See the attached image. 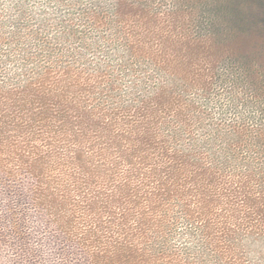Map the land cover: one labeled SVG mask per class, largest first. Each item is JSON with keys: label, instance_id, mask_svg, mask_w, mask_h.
I'll use <instances>...</instances> for the list:
<instances>
[{"label": "clouds", "instance_id": "clouds-1", "mask_svg": "<svg viewBox=\"0 0 264 264\" xmlns=\"http://www.w3.org/2000/svg\"><path fill=\"white\" fill-rule=\"evenodd\" d=\"M206 0H0V264H264V64Z\"/></svg>", "mask_w": 264, "mask_h": 264}, {"label": "rangeland", "instance_id": "rangeland-1", "mask_svg": "<svg viewBox=\"0 0 264 264\" xmlns=\"http://www.w3.org/2000/svg\"><path fill=\"white\" fill-rule=\"evenodd\" d=\"M256 0H239L234 4L230 0H223V25L227 28V35L223 44V53L226 58L231 59L235 64L246 65L250 62L264 64V19L257 22L255 37L249 39L246 44L244 31H230L233 17L230 15L231 8L234 7L235 13H245L246 7L255 3ZM234 22V21H233ZM254 43L251 51L248 48ZM257 95L264 96V81H253Z\"/></svg>", "mask_w": 264, "mask_h": 264}, {"label": "trees", "instance_id": "trees-1", "mask_svg": "<svg viewBox=\"0 0 264 264\" xmlns=\"http://www.w3.org/2000/svg\"><path fill=\"white\" fill-rule=\"evenodd\" d=\"M239 0H230L231 4H234ZM207 5L215 10L219 16L222 18L223 24V0H206ZM230 15L233 17L232 26L230 27V31L234 32H243V36L246 37V44L249 39L255 37L256 33V25L257 22L264 19V0H256L255 3L246 7L245 13L241 14L235 13V8L230 7ZM263 44L264 42L261 41ZM255 44L252 43L248 50L251 51V48H254ZM223 52V48H222Z\"/></svg>", "mask_w": 264, "mask_h": 264}]
</instances>
